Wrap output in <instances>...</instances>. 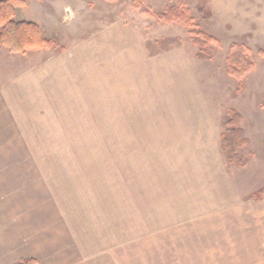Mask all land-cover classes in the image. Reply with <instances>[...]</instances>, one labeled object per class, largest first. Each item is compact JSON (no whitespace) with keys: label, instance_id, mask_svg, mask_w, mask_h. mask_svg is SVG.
Wrapping results in <instances>:
<instances>
[{"label":"rangeland","instance_id":"1","mask_svg":"<svg viewBox=\"0 0 264 264\" xmlns=\"http://www.w3.org/2000/svg\"><path fill=\"white\" fill-rule=\"evenodd\" d=\"M13 19L50 42L0 48V248L14 228L51 264H187L228 219L264 257V0H18Z\"/></svg>","mask_w":264,"mask_h":264},{"label":"crops","instance_id":"2","mask_svg":"<svg viewBox=\"0 0 264 264\" xmlns=\"http://www.w3.org/2000/svg\"><path fill=\"white\" fill-rule=\"evenodd\" d=\"M1 87L0 91H2L3 94L6 93L2 89L4 86ZM238 221L235 220V223H232V220L229 222L228 219H225V221L222 220L220 224L215 223V221L213 224H209L207 221L205 223L206 229L210 227L211 230L214 231L213 235L210 234L206 236L207 240H210L212 237L211 240L214 241L212 242L213 249L210 251L206 250L205 255L199 257L198 261L197 259H192L189 260L187 264H262V259L264 260V257L259 255L262 246L255 240L257 237L255 234L256 232L245 235V231L242 229L243 225L240 220ZM13 229H9V236L12 240H2L3 245L10 244L12 246L9 247V249H7L8 247L6 246L0 248V264H12L28 257H40L42 254L39 253L45 254L44 257H40L42 261L44 260V264H51L53 260L59 261V257L52 255L51 251L46 250L41 252L37 250L35 248L36 240H34V237H31L28 231H24L28 233L26 239L24 236L12 238ZM228 232L233 233L232 236L224 239V234ZM11 248H13V251H10ZM48 249L51 250V247ZM60 260H63V257H60Z\"/></svg>","mask_w":264,"mask_h":264},{"label":"trees","instance_id":"3","mask_svg":"<svg viewBox=\"0 0 264 264\" xmlns=\"http://www.w3.org/2000/svg\"><path fill=\"white\" fill-rule=\"evenodd\" d=\"M18 5V0H0V48L7 47L14 52H28L30 50L39 49L47 44L49 40L41 34V29L38 24L31 21H14L15 10ZM235 62L236 58L232 57ZM239 115L232 112V116L228 121L229 128L226 133L222 134V149L227 150L231 161H236L237 149L240 144L241 129L236 127L239 120ZM253 197L262 199L264 197V187ZM35 259H23L14 264H38Z\"/></svg>","mask_w":264,"mask_h":264}]
</instances>
